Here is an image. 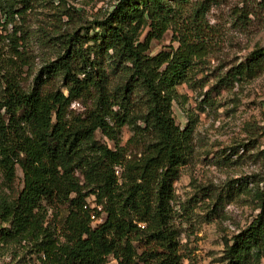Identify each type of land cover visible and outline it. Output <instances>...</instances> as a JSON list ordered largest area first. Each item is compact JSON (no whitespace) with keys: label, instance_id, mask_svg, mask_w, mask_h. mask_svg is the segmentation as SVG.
<instances>
[{"label":"trees","instance_id":"16d2710c","mask_svg":"<svg viewBox=\"0 0 264 264\" xmlns=\"http://www.w3.org/2000/svg\"><path fill=\"white\" fill-rule=\"evenodd\" d=\"M34 2L0 0V241L24 242L37 264H182L173 181L192 157L194 119L178 125L172 104L203 52L205 6L116 0L87 25L46 35L55 53L24 84L21 21ZM167 29L177 44L152 53ZM261 65L241 61L231 75ZM251 177L258 210L224 237L223 264H264V180Z\"/></svg>","mask_w":264,"mask_h":264},{"label":"rangeland","instance_id":"374dc122","mask_svg":"<svg viewBox=\"0 0 264 264\" xmlns=\"http://www.w3.org/2000/svg\"><path fill=\"white\" fill-rule=\"evenodd\" d=\"M115 1L35 0L21 21L29 33L30 68L24 84H31L37 69L55 53L56 46L44 40L46 35L87 25ZM201 1L205 46L191 82L177 85L172 104L178 125L186 123L188 114L194 119L192 157L173 181L174 222L180 230L182 264H223L224 237L246 225L258 210L248 192L256 185L248 180L251 176L264 180V0H191L187 11ZM174 37L167 29L152 38L151 52L176 45ZM258 58L262 65L255 75H231L237 63ZM53 85H61V80ZM70 107L82 108L77 101ZM129 134L124 126L121 144ZM96 137L106 139L99 132ZM16 172L15 186L21 187L19 167ZM3 186L0 183V192L8 194ZM93 199L88 197L91 205ZM23 243L0 241V264H37ZM105 264L117 262L110 256Z\"/></svg>","mask_w":264,"mask_h":264},{"label":"built area","instance_id":"2783aa9c","mask_svg":"<svg viewBox=\"0 0 264 264\" xmlns=\"http://www.w3.org/2000/svg\"><path fill=\"white\" fill-rule=\"evenodd\" d=\"M92 217H94V215H92ZM94 219H95L96 221L100 220V218H99V217H98V218H95V217H94Z\"/></svg>","mask_w":264,"mask_h":264}]
</instances>
